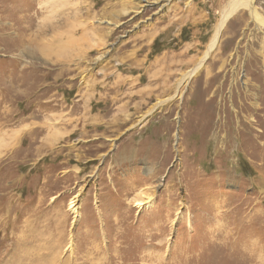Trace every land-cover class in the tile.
<instances>
[{
  "label": "rangeland",
  "instance_id": "1",
  "mask_svg": "<svg viewBox=\"0 0 264 264\" xmlns=\"http://www.w3.org/2000/svg\"><path fill=\"white\" fill-rule=\"evenodd\" d=\"M130 2L0 0V264H264V0Z\"/></svg>",
  "mask_w": 264,
  "mask_h": 264
},
{
  "label": "bare ground",
  "instance_id": "2",
  "mask_svg": "<svg viewBox=\"0 0 264 264\" xmlns=\"http://www.w3.org/2000/svg\"><path fill=\"white\" fill-rule=\"evenodd\" d=\"M161 1H163L164 2V4H163V6L162 7H164V6H166L168 3H170L172 0H161ZM218 1H223V0H218ZM227 1H229V3H228V5H227V7H226V9H225V11L223 12V14H222V16H221V20H220V24H219V26H218V28H217V31H216V33H215V36H214V38L212 39V43H211V45H210V47H209V51L207 52V54H206V56H208L209 55V53L215 48V46L217 45V42H218V38H219V36H220V33L222 32V29L224 28V25H225V23L228 21V19L231 17V16H233L234 15V13L235 12H237L239 9H246V10H249L250 11V13H251V15L253 16V18L254 19H258V18H260L259 16H258V14H257V12H256V9L254 8V6H253V3H254V0H227ZM34 2V1H33ZM30 3H31V1H30ZM36 3V2H35ZM63 3V2H62ZM102 3V1H97L94 5H93V8H96V7H98V6H100V4ZM29 4V3H28ZM65 4V3H64ZM60 6H62V4H61V1H53V14L54 13H57V9L60 7ZM124 6V9H125V12H127V11H132V12H135V13H139L140 11V8L141 7H143L142 6V0H132V2H130V3H128V5H123ZM31 8H35V5L34 6H32L31 5ZM51 8V7H50ZM49 8V9H50ZM124 9H122V10H124ZM52 11V10H51ZM109 10H108V8H102L101 9V14L102 15H108V14H112L113 13V11H110V12H108ZM27 12V11H26ZM38 13L36 14V15H40V14H42L41 13V10L40 9H38V11H37ZM71 12V11H70ZM140 14V13H139ZM13 15V14H12ZM15 15V14H14ZM55 15V14H54ZM31 16V15H30ZM15 18V17H14ZM14 21V20H13ZM35 21H37V17H35V16H32V17H27L26 15H24V16H22V17H18V18H16L15 19V23H14V26H12L11 28H13V33H12V35H11V38H12V41H13V45H12V48L13 49H15V50H17V51H20V49L22 48V46L25 44V42H26V38H27V35H28V33H29V31L34 27V25H35ZM262 23L264 24V20H262ZM37 25V24H36ZM39 25V24H38ZM88 26V25H87ZM38 30L41 32V33H47L48 31H50L52 28L49 26V24H47V23H45V24H42V25H40V26H38ZM37 30V29H36ZM37 30V31H38ZM83 30H85L84 32H87L86 30L87 29H83ZM71 31V30H70ZM40 33V34H41ZM89 34V33H88ZM59 35V34H58ZM57 35V36H58ZM65 36V35H64ZM68 36H69V34H68ZM85 36V35H84ZM63 37H62V35L61 36H58L57 37V39H56V41H57V44H55V43H53V42H55V40L52 42V41H48L49 43L47 44V42H46V44H47V46H46V44L44 45V47L43 46H41L40 48V50L41 51H43L44 53H46V51H52V52H55L56 53V55L58 56L57 57V59L60 57L61 59H62V57H63V55H65V54H67V55H65V56H67V58L66 59H63V60H65V61H63V64L62 65H67V64H70L71 62H73V59L75 58L74 57V55H72V54H74V52H76L75 51V49L78 47L77 46V44L75 43V41L76 40H73L72 39V36H69L68 38H67V41H63V39H62ZM28 40H30V39H28ZM41 40V39H40ZM79 41V40H78ZM20 42V43H19ZM50 42H51V44H50ZM77 42V41H76ZM44 44V43H43ZM27 45V44H26ZM31 45H33V44H31ZM48 45H50V46H48ZM77 46V47H76ZM28 47V46H27ZM24 48V47H23ZM27 49H29V48H27ZM26 50V49H25ZM77 50H79L78 48H77ZM84 50V49H83ZM80 51V50H79ZM52 52H50L51 54L50 55H53L52 54ZM69 52V53H68ZM80 53V52H79ZM83 53V52H82ZM31 54V53H30ZM84 54V53H83ZM86 54V53H85ZM82 55V54H81ZM62 56V57H61ZM83 57V56H82ZM59 58V59H60ZM65 58V57H64ZM81 59H83V60H85V58H81ZM204 60H205V58H203L202 59V61H201V63H199L198 64V66H196V68H194L192 71H190L189 73H187V74H185L183 77H182V79H181V81H179V84H178V88H181V87H183L184 85H186L189 81H190V79L191 78H193L194 77V75L198 72V70L202 67V63L204 62ZM17 61H19V60H17ZM60 61V60H59ZM18 62H16L15 64H17ZM65 65V66H66ZM38 69H39V67L38 66H35L34 68H32V67H28L27 68V74L28 73H37L38 72ZM65 70H67L68 71V69H65ZM71 71V70H70ZM26 74V75H27ZM51 75H52V73H51ZM51 75H49V74H47V75H45V77H44V82L45 81H47V80H49L50 79V76ZM68 76V75H67ZM36 84H37V82H36ZM64 84V83H63ZM26 90V89H25ZM43 90L44 91H49L50 90V87L49 86H45L44 88H43ZM15 91V90H14ZM19 93V92H18ZM45 93V92H44ZM40 97V96H39ZM44 97V96H43ZM42 97V98H43ZM179 97V96H178ZM38 98V97H37ZM27 108V107H26ZM150 114V113H149ZM148 118V116H144L142 119H141V122H144L146 119ZM151 199H150V197H148V198H146V200H144V199H142V200H140V199H137L136 201H135V203H136V207H144L145 205L147 206V205H149V204H151ZM75 202H72L71 203V207H72V209L75 207ZM145 206V207H146ZM127 240V239H126ZM129 240V239H128ZM137 240V239H136ZM139 241V240H138ZM134 243V242H133ZM130 244V243H129ZM132 244V243H131ZM131 244L130 245H128V244H126V245H128V246H130L131 247ZM133 245V244H132ZM139 245V244H138ZM224 245V244H223ZM134 246V245H133ZM136 246V245H135ZM141 246V245H140ZM140 246H138V248L140 247ZM221 247V246H220ZM226 247V246H225ZM236 247V246H235ZM244 247H245V245H244ZM243 247V248H244ZM230 248V247H229ZM131 249H132V247H131ZM130 249V250H131ZM232 249V248H231ZM242 249V248H241ZM129 250V249H128ZM130 250H129V252H130ZM243 251V250H242ZM234 252V251H233ZM243 253V252H242ZM245 253V252H244ZM233 254V253H232ZM120 255V254H119ZM124 255V254H123ZM247 255V254H246ZM139 256V255H138ZM226 256V255H225ZM234 256V255H233ZM232 256V257H233ZM244 256V255H243ZM242 256V257H243ZM254 256H255V254H254ZM118 257V256H117ZM122 258V257H121ZM139 258H140V256H139ZM250 258V257H249ZM245 259V258H244ZM251 259V258H250ZM116 260V259H115ZM117 260H118V258H117ZM142 260V259H141ZM144 262H153L154 261V259L151 257V256H146L145 258H144ZM117 262V261H116ZM122 262V261H121ZM237 262V261H236ZM129 263V262H128ZM116 264V263H115ZM122 264V263H121ZM153 264H155V262H153ZM159 264H162V263H159ZM237 264V263H236ZM241 264V263H240Z\"/></svg>",
  "mask_w": 264,
  "mask_h": 264
}]
</instances>
